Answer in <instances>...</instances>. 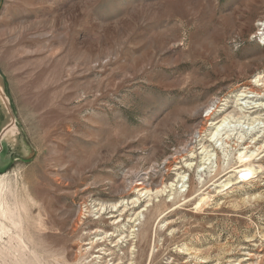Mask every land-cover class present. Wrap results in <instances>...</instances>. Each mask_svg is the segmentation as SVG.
I'll return each mask as SVG.
<instances>
[{"label":"rangeland","instance_id":"1","mask_svg":"<svg viewBox=\"0 0 264 264\" xmlns=\"http://www.w3.org/2000/svg\"><path fill=\"white\" fill-rule=\"evenodd\" d=\"M0 76V264H264V0H0Z\"/></svg>","mask_w":264,"mask_h":264},{"label":"water","instance_id":"2","mask_svg":"<svg viewBox=\"0 0 264 264\" xmlns=\"http://www.w3.org/2000/svg\"><path fill=\"white\" fill-rule=\"evenodd\" d=\"M0 112L3 117L2 125L0 126V155L7 153L11 156L9 166L0 172L6 171L14 162L16 157L26 158L29 153L28 142L25 141L21 133L14 112L11 107V102L7 97L4 89V83L0 76ZM16 140V141H15ZM16 143V150L11 148L12 142ZM7 155V156H8ZM13 155V156H12Z\"/></svg>","mask_w":264,"mask_h":264},{"label":"bare ground","instance_id":"3","mask_svg":"<svg viewBox=\"0 0 264 264\" xmlns=\"http://www.w3.org/2000/svg\"><path fill=\"white\" fill-rule=\"evenodd\" d=\"M247 94H253V95H256V96H261V91L260 90H258V89H256V88H253V87H250V88H248V92H247V90H246V92H244V97L245 98H248V95ZM243 95H242V97H243ZM215 107V106H214ZM214 107H211L210 109H209V114H208V116L206 117V121H209L215 114H216V108L218 109L219 107H216V108H214ZM262 107V106H261ZM264 107V106H263ZM257 109V108H256ZM226 123V121H224L223 122V124H225ZM224 129H220V128H218V130L216 131H211V140L213 141L216 137H221V139H223L224 138V136L225 135H227V133H225V134H223L224 133ZM203 133H206V130L204 129V130H202V131H200L199 133H198V135H199V137L201 138L202 136V134ZM227 138H229L228 137V135H227ZM231 138V137H230ZM231 140V139H230ZM228 141V140H227ZM15 142V141H14ZM14 142H12V144L14 143ZM210 143H212V142H210ZM189 145V144H188ZM220 145H222V144H220ZM229 145V144H228ZM187 146V145H186ZM222 147V146H221ZM187 152H189V151H191V153H192V149H190L191 147L189 146H187ZM222 150V149H221ZM261 151V150H260ZM194 152V151H193ZM207 153V152H206ZM208 154V153H207ZM211 160V159H210ZM242 164H243V166H241V167H237V168H235V169H238V168H245V169H243V170H240V171H238V174H241V178L243 179V181H247V182H249V181H252L254 178H255V176H256V172L253 170V169H251V168H249V166H248V164H249V162L248 163H244V162H241ZM193 165V164H192ZM192 165L190 166V167H192ZM193 168V167H192ZM170 169V168H169ZM167 171V170H166ZM171 171V170H170ZM6 175H3V176H0V186L2 185V182H1V179L3 178L4 179V177H5ZM181 176V175H180ZM141 179V178H140ZM139 179V180H140ZM145 180H143L142 179V182H140L139 184H136V186L134 187V188H136V190L134 191V192H132V193H137V195H139V196H137V197H135L134 198V196H133V198H131V199H129V200H127V205L129 206V205H131V204H136V203H138L140 200H141V197H143L142 195H164L165 194V192H166V188L167 187H163V188H161V189H157V190H155V191H153V190H151V189H147V186L145 185L146 183L144 182ZM164 182V181H163ZM172 185V184H171ZM227 186H229V183L228 184H225L224 185V188L225 187H227ZM1 188V187H0ZM133 195V194H132ZM136 195V194H135ZM141 195V196H140ZM201 195V194H200ZM130 196H128V198H129ZM209 200V198H203V199H201V201L197 204V208L196 209H200L202 206H204L206 203H207V201ZM121 203V202H120ZM120 203H118V204H114L113 206H112V208H117L118 206H120L119 204ZM123 203H125L124 201H123ZM105 207H101V210L102 209H104ZM126 209L127 208H129V207H125ZM124 208V209H125ZM118 209V208H117ZM125 209V210H126ZM128 210V209H127ZM103 211V210H102ZM5 212V211H4ZM124 212H126V211H124ZM3 215H5V214H3ZM92 245V244H91Z\"/></svg>","mask_w":264,"mask_h":264},{"label":"crops","instance_id":"4","mask_svg":"<svg viewBox=\"0 0 264 264\" xmlns=\"http://www.w3.org/2000/svg\"><path fill=\"white\" fill-rule=\"evenodd\" d=\"M2 121H3V117H2L1 112H0V126L2 125V123H1ZM5 154H6V157H8L7 153H5ZM2 165H3V159H1V156H0V166H2Z\"/></svg>","mask_w":264,"mask_h":264}]
</instances>
